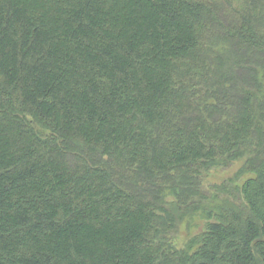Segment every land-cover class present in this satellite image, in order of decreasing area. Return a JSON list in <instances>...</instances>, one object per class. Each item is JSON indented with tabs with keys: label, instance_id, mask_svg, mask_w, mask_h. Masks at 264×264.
Masks as SVG:
<instances>
[{
	"label": "trees",
	"instance_id": "trees-1",
	"mask_svg": "<svg viewBox=\"0 0 264 264\" xmlns=\"http://www.w3.org/2000/svg\"><path fill=\"white\" fill-rule=\"evenodd\" d=\"M236 40L264 52V0H0V264H264V138L240 137L264 87L222 105ZM243 157L208 199L203 171Z\"/></svg>",
	"mask_w": 264,
	"mask_h": 264
},
{
	"label": "rangeland",
	"instance_id": "rangeland-1",
	"mask_svg": "<svg viewBox=\"0 0 264 264\" xmlns=\"http://www.w3.org/2000/svg\"><path fill=\"white\" fill-rule=\"evenodd\" d=\"M244 39L247 42L249 41V37H244ZM218 45L219 43L216 44V46ZM240 46L243 47L241 41H230L232 53L230 56H226L221 62L222 66L239 70V72L237 71L235 78L233 76H229L227 73V75H224L225 78L222 76L223 82L232 83L231 93H233L232 96H234V100L231 103H226V101H223L222 105L227 108L231 107V113H233L235 110L237 111L235 108H238V111L242 116H244V113L245 115L248 113L247 108L245 107L247 104L249 105L250 100L249 96L245 95L246 93H244V91H252L254 89V83L258 81L259 83L261 82L260 86L262 88L264 87V72H262V69L264 68V52L257 55L252 53L254 51L249 52L250 49L247 47L245 50L239 53L238 51L241 48ZM234 55L236 56L234 57ZM253 78L257 79V81H255ZM210 85L214 87L215 82ZM259 96L261 99L264 98V93ZM240 103H243L244 105L246 104L245 107H239ZM255 103H258V100H255ZM259 108L264 114V105ZM245 117H242V119L245 120ZM260 120L264 123V116L260 118ZM240 137L243 139L252 137L257 138V140L260 141L264 138V132H258L254 134V131H251L250 133H243V135L241 134ZM244 163V157L235 158L232 159L227 166H224V164L221 163H212L210 167L204 170L201 174V181L204 188H206L208 191V199L214 193L212 186L215 184H220L229 180L233 185L241 189V186L247 179L251 177L253 178L254 174L246 170ZM194 183L195 181L188 177L185 178L181 183L182 187H186L191 190L190 195H188L190 198L193 197L195 192V189L193 188V186H195ZM175 223L174 231L170 235V241L176 248L182 249L185 245H187L190 239H193L203 231L205 228L206 219L205 215L201 213V210L198 211L197 209L194 212H191V214L184 216V218L180 220L178 219Z\"/></svg>",
	"mask_w": 264,
	"mask_h": 264
}]
</instances>
